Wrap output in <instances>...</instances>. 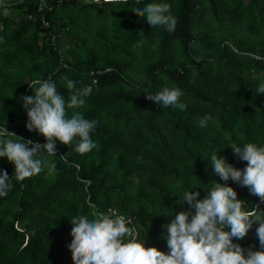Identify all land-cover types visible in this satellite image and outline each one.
Masks as SVG:
<instances>
[{
	"label": "trees",
	"instance_id": "trees-1",
	"mask_svg": "<svg viewBox=\"0 0 264 264\" xmlns=\"http://www.w3.org/2000/svg\"><path fill=\"white\" fill-rule=\"evenodd\" d=\"M2 3L8 11L0 7V132L47 142L27 130L21 100L34 94V81L46 79L66 101V80L75 82L73 91L90 86L85 104L66 114L97 124L90 152L75 151L78 137L69 145L57 141L55 156L43 149L37 155L46 162L39 174L9 181L0 197V264H74L70 220L108 209L131 216L138 238L167 253L163 226L189 210L178 203L184 192L199 191L202 200L208 183H225L208 163L211 153L243 169L247 162L229 146H264V94H256L264 82V0H64L47 12L48 29L39 0ZM150 3L170 6L174 32L133 12ZM164 87L182 90L186 110L146 99ZM206 115L212 119L200 128ZM5 170L11 178L14 165L0 157ZM226 183L245 210L260 204L264 211L247 187ZM256 227L233 243L260 250Z\"/></svg>",
	"mask_w": 264,
	"mask_h": 264
},
{
	"label": "clouds",
	"instance_id": "clouds-1",
	"mask_svg": "<svg viewBox=\"0 0 264 264\" xmlns=\"http://www.w3.org/2000/svg\"><path fill=\"white\" fill-rule=\"evenodd\" d=\"M0 7H4L7 14L2 0ZM133 12L139 17H146L153 28L159 26L169 33L176 29L177 19L166 3H150ZM30 87L34 94L21 97L28 117L26 127L30 132H38L47 142L41 145L28 140L32 137L23 139L14 132L2 129L0 136L15 137L0 138V157H7L14 165V174L9 178L6 170L0 173V197L7 196L12 178L24 181L42 171L46 162L36 158L41 149L49 156H55L59 152L56 150L57 141L69 145L77 137V153L85 154L96 147L90 133L97 121L85 119L79 112H73L71 118L66 114V109H76L85 104L84 98L92 91L90 86L73 91L75 82L66 80L67 101L50 79L36 80ZM146 93V99L160 107L172 106L181 111L187 108L181 102L183 92L179 88L164 87L156 94ZM256 94H264V82L259 84ZM211 119V115L204 116L198 121V126L207 127ZM229 147L238 159L247 162L246 167L237 169L227 162L226 157L219 155L220 151L211 153L208 163L225 183H208L207 195L202 200L197 199L199 191L184 192L178 203H187L189 210L175 213L171 222L163 226L166 229L163 239L169 249L167 253L157 247H147L138 238V233L129 227L133 220L131 216L128 220L127 215L125 217L115 209H108L106 213L94 214L93 219L77 215L70 220L72 240L68 248L74 264H264V211L260 204L250 211L245 210V201L238 199L237 191L226 183L231 179L241 187H247L251 195L259 197L264 203V146L247 143L243 147ZM256 224L255 234L260 250H254V247L245 249L233 243L234 238L244 239Z\"/></svg>",
	"mask_w": 264,
	"mask_h": 264
},
{
	"label": "built area",
	"instance_id": "built-area-1",
	"mask_svg": "<svg viewBox=\"0 0 264 264\" xmlns=\"http://www.w3.org/2000/svg\"><path fill=\"white\" fill-rule=\"evenodd\" d=\"M25 1H28V0H18V2H25ZM63 2H64V0H53L52 2H49L48 0H39L38 11L43 14L41 17V25L43 28L48 29L50 27V21L46 17L47 12L54 11L56 8L60 7L63 4ZM9 5H10V3H9ZM25 18L34 19V16H33V14L29 13L28 15L25 16ZM50 34H52L51 44L53 45V47H56L55 39H56L57 35H55L51 32H50ZM28 140L34 141L33 139H28ZM35 142H37V141H35ZM40 144L42 145V144H44V142H41ZM126 218L128 220H131L128 217H126Z\"/></svg>",
	"mask_w": 264,
	"mask_h": 264
}]
</instances>
